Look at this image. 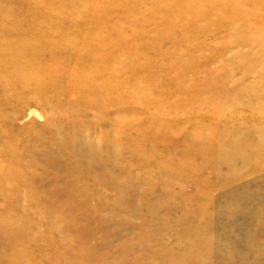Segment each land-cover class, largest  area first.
Wrapping results in <instances>:
<instances>
[{"label":"rangeland","instance_id":"obj_1","mask_svg":"<svg viewBox=\"0 0 264 264\" xmlns=\"http://www.w3.org/2000/svg\"><path fill=\"white\" fill-rule=\"evenodd\" d=\"M52 1L0 0V264H264V0Z\"/></svg>","mask_w":264,"mask_h":264},{"label":"bare ground","instance_id":"obj_2","mask_svg":"<svg viewBox=\"0 0 264 264\" xmlns=\"http://www.w3.org/2000/svg\"><path fill=\"white\" fill-rule=\"evenodd\" d=\"M240 1H242V4H243V1L247 2L248 0H240ZM250 1H252V0H250ZM103 3H107L109 5V7L111 8V4H110L109 0L107 2L104 1ZM117 4H118V5H116V7H118L117 9L123 7L122 5H119V3H117ZM126 5L128 7H130V6H133V3L129 0V2H126ZM72 7H73V4H68L64 0H61V1L53 0L51 3H46L45 5L41 6V9L43 11L47 12V13L48 12L55 13V11L47 10V9H49V8H58V9H63V10L69 11V10H72ZM83 7L86 9L85 5ZM240 7L241 6H237V10L240 11ZM258 7H259V8H257L258 11L256 12L255 15L259 16L260 14H264V5L259 4ZM107 11H111V10L110 9H102V8L98 7L97 12H93L91 9H89V10L87 9L85 12L88 13L89 16H93L94 15L93 17L96 18V22H98L99 19L102 20V21L107 19ZM28 14H30L29 11H28ZM96 14L99 15V16H97ZM40 16L41 15L37 16V19H33V18L29 19L31 21L30 26L35 24V21L40 23V24H42V25H44L48 21V17L47 16L42 17V18H40ZM5 19H10V15L8 16L7 12H5V10L3 9L2 5H0V35L15 37L17 35V33L13 32L12 29H15L16 27H19V26H17V25H6V24H4L1 21V20H5ZM57 20H59V19H57ZM67 20H70V19H67ZM67 22H69V21H67ZM75 22L73 23V22L70 21L69 23L70 24H76L77 22L76 23ZM7 30H9V31H7ZM88 35H89V39L86 40L88 44H86V46H85L87 48V50L83 54V56H88V55L91 54V56H92L91 59L93 60V62H95V64H92V65H94L93 68H92L93 71H94L93 72L94 73L93 81H94L96 86H109L108 82H107V80L105 79V76H104L106 68H107V61H105V58H103V56L101 54V51L109 50L108 48L110 47V45L106 44V43H104L102 41H98V39L92 37V33L91 32H88ZM72 41H74V38L72 39ZM37 47H38V45H37ZM38 48H40V47H38ZM4 49H5V47H0V54L1 55L2 54L11 55V57L16 58L18 60H21L24 56H26L25 54H18V53L16 54L15 50L3 51ZM29 50L32 51L31 49H29ZM29 53H31V52H29ZM107 56H108V53H107ZM86 61H85V64H86ZM98 63L100 65H97ZM0 67H4V66L0 65ZM5 67L10 68L12 70H15L14 63H11V64H9V65H7ZM57 69H59V68H50L48 70H47V68L41 69L44 73H47V75H48V77L50 79V84L63 83V80H68L69 78H71V76H69L71 74L66 73V72L60 73V72L57 71ZM75 77H77V76H75ZM71 84L75 85L74 83H71ZM57 86L58 85H56V87ZM59 87H61V85H59ZM40 93H43L45 95V92H40ZM47 94H48V92H47ZM30 113H37V111L36 110H32Z\"/></svg>","mask_w":264,"mask_h":264}]
</instances>
